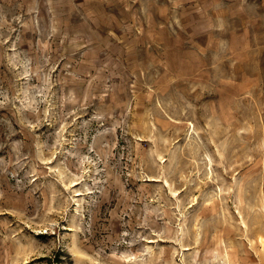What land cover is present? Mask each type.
Returning a JSON list of instances; mask_svg holds the SVG:
<instances>
[{
	"label": "rangeland",
	"instance_id": "374dc122",
	"mask_svg": "<svg viewBox=\"0 0 264 264\" xmlns=\"http://www.w3.org/2000/svg\"><path fill=\"white\" fill-rule=\"evenodd\" d=\"M0 264H264V0H0Z\"/></svg>",
	"mask_w": 264,
	"mask_h": 264
}]
</instances>
